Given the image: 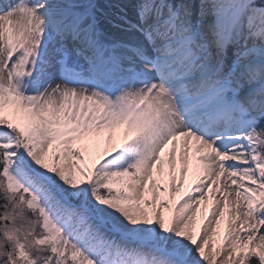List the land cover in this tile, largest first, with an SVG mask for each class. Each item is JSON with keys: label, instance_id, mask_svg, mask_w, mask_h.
I'll return each mask as SVG.
<instances>
[{"label": "snow or ice", "instance_id": "snow-or-ice-1", "mask_svg": "<svg viewBox=\"0 0 264 264\" xmlns=\"http://www.w3.org/2000/svg\"><path fill=\"white\" fill-rule=\"evenodd\" d=\"M0 264H264V0H0Z\"/></svg>", "mask_w": 264, "mask_h": 264}, {"label": "bare ground", "instance_id": "bare-ground-1", "mask_svg": "<svg viewBox=\"0 0 264 264\" xmlns=\"http://www.w3.org/2000/svg\"><path fill=\"white\" fill-rule=\"evenodd\" d=\"M111 0H98V3L102 6V7H106L108 3H110Z\"/></svg>", "mask_w": 264, "mask_h": 264}]
</instances>
